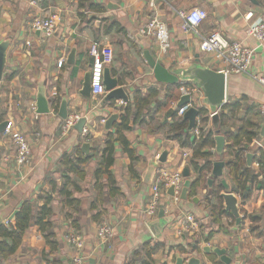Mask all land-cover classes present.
Returning <instances> with one entry per match:
<instances>
[{"label": "crops", "instance_id": "crops-1", "mask_svg": "<svg viewBox=\"0 0 264 264\" xmlns=\"http://www.w3.org/2000/svg\"><path fill=\"white\" fill-rule=\"evenodd\" d=\"M33 1L0 0V43L10 41L6 71L0 82V225L11 221L27 199L40 210L48 195L52 198L49 220L53 228L50 232L55 240L48 244L39 228L32 225L17 254L8 260H0V264H72L74 251L66 242L72 231L82 233L85 238V264H129L147 244L158 246L152 254L154 264H176L175 259L180 257L186 262L192 257L200 258L203 264L220 262L215 254L211 255L215 256L216 262L203 253L207 246L226 249L233 262L264 264V172L258 178L262 186L257 189L254 184L251 198L243 202L232 193L234 184L225 168L228 192L238 199L239 225L225 209L230 216L221 215L218 221L213 217L207 195L227 191L223 187L218 190L221 180L214 179L209 185L211 176H207L200 182L195 196H190L189 192L188 199L180 200L179 205L171 201L169 190H163L166 217L174 215L175 220L162 230L161 238L156 237L148 226L145 210L156 177V172L150 173L151 168L183 172L193 154L191 151L185 162L182 155L188 148H182L166 130V126L175 121V112V119L179 118L177 106L183 97V85L179 84L178 90H174L158 83L144 58V53L149 51L168 69L199 61L213 70L222 71V63L200 50V37L182 31L178 13L201 8L208 13V18L199 28L200 35L219 32L229 41L249 46L254 51L252 71L264 75V43L246 34V27L251 23L246 20L248 14L252 13L254 20L264 19V0H160L159 16L168 27L171 40V49L166 54L160 52L154 40L139 32L153 15L146 0H91L95 6L93 11L89 8L80 10L73 0H42L36 4ZM36 16H58L63 25L59 35L45 38L34 32L31 22ZM96 43L112 55L106 68L119 79L120 86L129 96V103L136 93L148 98L149 92L155 91L141 119L127 133L136 159L132 161L123 146L116 144V161L109 170L112 177L105 173L96 177L106 147L105 124L111 115L120 116L128 104L123 101L98 104L93 97L85 98L80 94L84 75L91 70V50ZM75 48L76 63L70 65L68 57ZM60 62L62 66H59ZM41 83L52 103L47 115L36 112L35 97ZM63 98L68 100L69 116L81 113L87 117L88 138L76 128L65 136L62 134L64 120L59 116V110ZM226 99V105L234 107L233 116L227 121L230 130L235 131L248 118L264 127L259 109L264 104V86L248 76L228 75ZM221 113L222 110L219 115ZM224 113L226 115L228 111ZM8 119L14 120L17 130L29 138L32 154L26 167H18L12 142L1 135V127ZM163 127L165 129L160 130ZM209 127L214 131L218 128L213 118ZM88 139L94 147L89 154L92 158L81 167L86 173L81 180L62 166V158L82 151ZM257 142L264 143V139L256 140L253 148ZM164 153H167V159L161 163L159 159ZM224 158L225 162L232 159L229 155ZM253 168L259 172L255 164ZM188 169L190 179H197L194 170ZM67 177L78 187L77 190L73 186L67 187L71 199L61 193ZM100 186L102 190L98 188ZM71 201L77 204L70 205ZM220 202L224 206L222 198ZM181 210L192 214L200 224L199 231L193 236L200 241L199 253L184 255L178 251L180 247L187 249L193 238L176 236ZM102 223H109L114 229V237L107 243L97 236ZM136 260V264H140L141 259Z\"/></svg>", "mask_w": 264, "mask_h": 264}, {"label": "trees", "instance_id": "trees-1", "mask_svg": "<svg viewBox=\"0 0 264 264\" xmlns=\"http://www.w3.org/2000/svg\"><path fill=\"white\" fill-rule=\"evenodd\" d=\"M78 3L80 10L89 8L90 11L94 10L91 0H73ZM83 18V15H79ZM168 88L178 90V85H167ZM148 98L142 96L140 93L134 95L133 101L128 103L121 111L119 120L115 123L112 131L106 135V147L103 150L101 169L97 171L96 177L101 174H110L111 167L114 166L116 161V144H121L124 151L131 158L132 161L136 159L135 151L132 148L131 142L127 138V133L133 129V124H137L141 119L142 112L148 108L150 101L155 95V91L149 92ZM179 93L177 91V97ZM169 99V98H168ZM172 99V98H170ZM135 110V112H133ZM234 107L226 105L222 109V113L219 117V127L217 130H212L209 127L210 118L209 111L207 109H199V121L201 129L203 131V137L198 141H192L191 132H188V121L183 117H179L177 120V112L173 116V123L166 126L168 130V136L179 142L182 148H188L192 150V159L188 163V168L191 167L198 175L189 189L190 196H195L196 189L200 186V182L204 181L207 176H211L213 165L217 161H224L225 155H229L232 159L226 162V169L234 184L232 193H236L243 202L248 201L253 193V185L259 189L262 184L258 181L259 176L264 172V151L259 150L256 147L253 148V144L256 140H261V125L262 123L255 121L253 118L245 119L241 122V125L232 131L227 126V121L230 116H233ZM225 111L228 114L225 115ZM199 123L196 125L198 126ZM165 127L160 130H164ZM220 135L225 138L226 146L224 154L219 156L216 153V137ZM256 151H259L258 153ZM249 154L254 155L253 163L251 166L247 163V156ZM258 156V157H256ZM92 158V155H84L81 150H78L74 155H64L62 158V166L69 172L73 173L82 180L86 177V173L81 169L88 164V161ZM225 162V161H224ZM259 164V172H255L253 164ZM66 176V175H64ZM112 177V176H111ZM113 180V179H112ZM250 184V185H249ZM68 186H73L75 190L78 187L71 181L70 178H66L64 181V187L61 190L62 195L71 199L72 194L69 191ZM264 187V186H263ZM102 190V187H98ZM222 186L218 188L220 191ZM207 204L211 210L213 217L218 221L221 215L230 216L224 209L223 204L220 202L221 193L215 191L206 197ZM103 201V199H101ZM100 201V202H101ZM52 198L46 196L44 199L43 207L38 210L36 205L27 199L24 205L20 208L16 214L15 219L7 224L0 225V260H8L15 256L22 246L25 233L36 225L40 232L45 236L48 244H53L55 236L50 232L53 228V223L49 220L52 216L51 210ZM221 203V204H220ZM77 204L76 201H71L70 205ZM94 209L96 207L94 206ZM208 242V241H207ZM200 241L198 238L193 237L190 239L188 248L180 247L178 251L181 254L188 255L195 252L199 253ZM158 249V246H151L147 244L143 246L142 251L135 254L134 259L129 264H136V259H141L140 264H154L152 254ZM189 251V252H188ZM190 255V254H189ZM210 260L216 262V258L213 255L208 256ZM176 260V259H175ZM221 264V262H216Z\"/></svg>", "mask_w": 264, "mask_h": 264}, {"label": "built area", "instance_id": "built-area-1", "mask_svg": "<svg viewBox=\"0 0 264 264\" xmlns=\"http://www.w3.org/2000/svg\"><path fill=\"white\" fill-rule=\"evenodd\" d=\"M41 1L42 0H34L33 4L40 3ZM146 1L153 15L140 28L139 32L143 37L154 40L160 52L166 54L171 49V40L169 29L159 16L158 9L160 0ZM178 15L182 22V31L186 34L198 35L200 37V50L205 54L212 55L216 61L222 63L224 65L222 71L225 72L227 76L231 74L248 76L264 86V75L252 71L254 62V51L252 48L239 41H229L219 32H213L209 36L200 35L199 28L208 18V13L201 8L180 11ZM246 20L251 22L246 27L247 36L256 39L260 43H264V19L260 17L254 20V15L250 13L246 16ZM59 21L58 16H36L31 22V28L34 32H39L45 38H51L56 33ZM91 56L93 58L90 70L92 75V97L98 102V104H102L107 94L103 84V75L106 66L112 61V55L109 52L102 50L101 45L96 43L91 50ZM59 66H62V62L59 63ZM182 85V95L190 96L191 102L179 109L178 117H184L191 107L208 110V108L202 104L203 93L198 87L192 83H183ZM259 109L264 122V104L261 105ZM213 116L214 114L209 111V118L211 119ZM83 118L87 117L81 113H74L68 116L62 124V134L65 136L70 133V131H72ZM199 120L198 117L197 124L199 123V125L191 132V139L195 142H198L203 137V131ZM89 134L90 130L85 126L82 135L85 138H88ZM1 135L4 139H9L12 142L16 152V163L18 167L28 166L31 162V144L28 136L17 130L14 120L8 119L6 121V127ZM87 141L89 142V139ZM256 148L264 151V143L257 142ZM191 151V149L184 150L182 156L185 162L188 161L189 153ZM255 167L259 169V164L255 163ZM184 183L185 178L181 170L175 173L165 169L158 171V173L156 172V177L151 187L149 204L145 210L147 222L155 220L160 209L166 208L165 205L162 204L163 190L166 191L174 188V196H172L171 201L176 205L180 204V195ZM179 217L175 232L176 236L179 238L193 237L200 228L198 220L192 214L185 213L182 210L180 211ZM11 222L12 221L7 222L6 225ZM97 236L102 242L107 243L113 239L114 229L109 223H102L98 228ZM66 242L74 251L72 264H85V238L83 234L77 231H72L67 235Z\"/></svg>", "mask_w": 264, "mask_h": 264}, {"label": "water", "instance_id": "water-1", "mask_svg": "<svg viewBox=\"0 0 264 264\" xmlns=\"http://www.w3.org/2000/svg\"><path fill=\"white\" fill-rule=\"evenodd\" d=\"M63 27L62 23H59V26L56 30L55 35H59L61 28ZM10 46V41H4L0 43V82L4 77V73L6 71L7 66V51ZM76 54L77 49H73L71 54L68 57L67 63L70 65H75L76 63ZM144 58L147 65L152 69L154 77L156 81L163 85H178L183 83H192L196 87H198L201 92L203 93V100L202 104L208 108L210 113L214 114V120L219 116L220 111L226 105V83H227V75L223 71H216L211 69L208 66L202 65L199 61L192 63L185 67H176L174 69L166 68L161 62L157 61L149 51L144 53ZM91 71L87 72L84 75L83 84H82V91L81 95L85 98L92 97V86H91ZM103 84L107 95L104 99V102L109 103L111 101H123L124 103H129V96L125 92L124 87L120 86L119 79L117 77L112 76V72L109 68H106L103 75ZM36 100V112L39 115H47L51 112V105L52 103L46 97V91L44 88V84L41 83L38 88V93L35 97ZM190 96H183L180 103H178L177 109L182 108L188 104H190ZM199 115V109L196 107H191L184 115V120L188 121L189 127L188 132H192L197 125V118ZM59 116L66 120L69 116V108H68V100L67 98H63ZM119 114L111 115L105 124V131L106 134L113 130L115 123L119 120ZM87 124V118H83L77 125L76 129L82 133L83 128ZM6 127V122L1 127V131L3 132ZM261 139H264V127L261 131ZM226 146V141L223 136L218 135L216 137V153L219 156L224 154ZM94 144L91 142L84 143L82 146V152L85 155H89L91 150L93 149ZM167 159V153H164L162 157H160L159 161L161 163H165ZM254 159L253 154H249L247 156V163L249 166L252 165ZM225 168L226 162L224 161H217L213 165L211 179L208 181L209 185H212L215 180H221V186L227 191L226 193L221 194V198L224 200V207L225 210L231 212L232 215L235 217L237 221V225L240 224V213L238 208V199L237 197L229 193L230 187L227 184L225 176ZM157 167H152L150 173L157 172ZM183 176L185 178V183L183 185V189L181 192L180 199L186 201L189 195V189L193 183L190 179V172L188 168H185L183 171ZM169 194L174 196V188L169 190ZM195 202L198 201L194 199ZM24 205V202L20 205L19 209L15 212L14 216L12 217L11 221L15 219L16 214L19 212L20 208ZM175 220V216H167L165 214V209L161 208L158 216L155 220L150 221L148 226L154 232L156 237L161 238L162 230L173 223ZM228 251L226 249H220L218 247H210L207 246L203 249V253L206 255L215 254L219 257L221 264H241L240 261L233 262L228 256ZM176 264H203L200 258L192 257L187 262L182 257L176 259Z\"/></svg>", "mask_w": 264, "mask_h": 264}, {"label": "rangeland", "instance_id": "rangeland-1", "mask_svg": "<svg viewBox=\"0 0 264 264\" xmlns=\"http://www.w3.org/2000/svg\"><path fill=\"white\" fill-rule=\"evenodd\" d=\"M219 117H220V115L214 120V124L217 127H219Z\"/></svg>", "mask_w": 264, "mask_h": 264}]
</instances>
